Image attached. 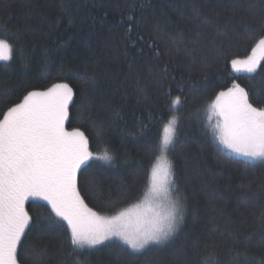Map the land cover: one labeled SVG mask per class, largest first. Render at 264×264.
<instances>
[{
  "label": "trees",
  "instance_id": "16d2710c",
  "mask_svg": "<svg viewBox=\"0 0 264 264\" xmlns=\"http://www.w3.org/2000/svg\"><path fill=\"white\" fill-rule=\"evenodd\" d=\"M262 16V0H239L236 8L232 0H0V38L13 45L11 59L0 62V111L53 83L73 87L67 127L84 131L95 156L78 173L89 208L115 215L142 198L163 126L174 113L179 117L170 159L185 213L175 235L131 255L112 240L84 251L81 260L200 264L214 241L220 260L231 264L225 232L250 237L246 248L237 247L251 264L264 260V165L228 159L234 155L215 140L208 118L209 105L233 83L249 92L254 107H264L257 100L264 96V59L255 73L231 66L264 35ZM81 76L94 77V87L85 88ZM176 97L181 103L174 108ZM106 151L111 162L100 159ZM26 207L40 224L19 250L20 264L33 244L47 248L45 264H58L61 249L70 250L66 226L49 228L47 207L32 200Z\"/></svg>",
  "mask_w": 264,
  "mask_h": 264
},
{
  "label": "snow or ice",
  "instance_id": "6c2138e0",
  "mask_svg": "<svg viewBox=\"0 0 264 264\" xmlns=\"http://www.w3.org/2000/svg\"><path fill=\"white\" fill-rule=\"evenodd\" d=\"M232 2L234 8L239 7V0ZM259 26L264 30V16ZM12 52V43L0 38V61H9ZM259 59H264V35L259 37L251 55L232 59L231 66L237 72L243 68L255 73ZM80 79L85 88L94 87V77ZM257 100L264 103V96L257 95ZM180 103V97L171 101L174 107ZM75 105L73 87L60 82L43 91H29L19 103L0 111V264H20L19 250L24 248L29 234L39 230L36 225L40 224V218L34 224L25 207L29 200L49 209L43 216L49 228L64 231L66 226L70 250L61 249L62 259L58 264H88L87 258L80 259L83 252L112 239L127 245L130 255L150 245H163L184 220V198L172 194L175 181L172 165L165 155L173 144L178 117L173 115L163 126L160 155L151 167L144 199L115 215L104 216L85 204L78 189V173L82 166H88L93 154L83 131L79 128L69 131L65 127L71 118L70 109ZM81 109L87 111L88 105L82 104ZM209 110L217 121L212 125L213 137L234 154L227 158L246 167H255L254 162L264 165V107H254L249 92L233 83L227 91L219 92ZM235 157L244 160H235ZM100 159L111 162L113 157L106 151ZM39 201H45L46 205H39ZM224 235L231 245L227 251L231 264H251L246 251L237 247L246 248L250 237L241 240L230 232ZM205 247L210 251L201 257L200 264H223L214 241ZM48 258L46 247L33 244L25 261L45 264Z\"/></svg>",
  "mask_w": 264,
  "mask_h": 264
},
{
  "label": "rangeland",
  "instance_id": "374dc122",
  "mask_svg": "<svg viewBox=\"0 0 264 264\" xmlns=\"http://www.w3.org/2000/svg\"><path fill=\"white\" fill-rule=\"evenodd\" d=\"M251 55V54H250ZM242 59H245V58H242ZM262 59H259V62L261 61ZM0 62H3V61H0ZM243 68H241V70H242ZM234 70V69H233ZM240 70V71H241ZM235 71V70H234ZM235 72H237V71H235ZM43 91V90H42ZM178 106V105H177ZM177 106H175L174 108H177ZM173 115H175V116H177L178 117V114L177 113H174ZM172 115V116H173ZM212 117V119L211 120H209L210 121V123H211V127H212V125H214L217 121H216V118H215V116H214V114H212L211 112H210V110H209V108H208V118L209 117ZM178 119H179V117H178ZM167 123V122H166ZM177 126H178V124H177ZM65 127L67 128V130H69V131H71L72 129H69L68 127H67V122H66V124H65ZM81 130V129H80ZM81 131H83V130H81ZM84 132V131H83ZM176 133H177V131H176ZM85 134V133H84ZM85 136H86V134H85ZM87 137V136H86ZM175 137H176V135H175ZM175 137H174V141H175ZM88 139V138H87ZM174 141H173V143H174ZM173 145V144H172ZM172 145H170L169 146V148H168V150L166 151V153H165V155H166V157H167V159L170 161V163H171V165H172V162H171V159H170V150H171V147H172ZM88 146H89V142H88ZM221 147H223L222 145H221ZM227 152H229L230 154H232V155H234L233 153H231L229 150H227V149H225ZM89 151H90V149H89ZM158 155H160V152H159V154ZM93 158H95V156L93 155ZM238 158H241V159H244V158H242V157H238ZM155 163V162H154ZM153 163V164H154ZM172 171H173V166H172ZM172 178H174V174H173V177ZM148 188V187H147ZM146 191H147V189H146ZM145 191V192H146ZM145 194V193H144ZM172 194H173V196L175 197V196H177V194L174 192V188H173V192H172ZM144 199V195L142 196V198L139 200V201H137L136 203H134V204H132V205H130L129 207H127V208H125V209H128V208H131L133 205H136V204H139L142 200ZM30 201V200H29ZM26 204H27V202H26ZM26 204H25V207H26ZM27 208V207H26ZM93 210V209H92ZM124 210V209H123ZM93 211H95V210H93ZM96 212V211H95ZM98 213V212H97ZM98 214H100V213H98ZM100 215H102V214H100ZM104 216H112V215H104ZM175 235V234H174ZM173 235V236H174ZM172 238V237H171ZM112 240H118V239H112ZM112 240H110V241H112ZM105 242H109V241H105ZM104 242V243H105ZM98 246H100V245H98ZM97 247V246H96Z\"/></svg>",
  "mask_w": 264,
  "mask_h": 264
}]
</instances>
